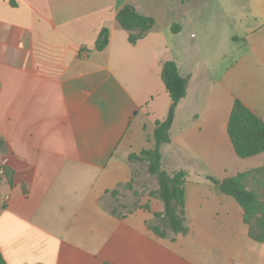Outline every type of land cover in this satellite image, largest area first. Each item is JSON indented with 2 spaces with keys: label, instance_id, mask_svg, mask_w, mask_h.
Masks as SVG:
<instances>
[{
  "label": "crops",
  "instance_id": "crops-1",
  "mask_svg": "<svg viewBox=\"0 0 264 264\" xmlns=\"http://www.w3.org/2000/svg\"><path fill=\"white\" fill-rule=\"evenodd\" d=\"M174 1L164 2L171 16L161 24L153 18L132 44L115 16L124 4L149 15L135 1L0 0L6 264H264V242L249 236L242 207L208 179L264 164V151L239 157L227 132L235 99L264 122V18L254 20L233 63L216 75L197 68L196 47H209L195 39L187 1ZM102 27L108 42L97 50ZM169 59L188 84L170 141L160 146L161 165L186 172L188 231L162 238L147 225L163 210L147 195L155 180L128 156L153 145L155 121L167 115L161 69ZM133 175L145 177L140 206L112 214L109 191Z\"/></svg>",
  "mask_w": 264,
  "mask_h": 264
},
{
  "label": "trees",
  "instance_id": "trees-1",
  "mask_svg": "<svg viewBox=\"0 0 264 264\" xmlns=\"http://www.w3.org/2000/svg\"><path fill=\"white\" fill-rule=\"evenodd\" d=\"M115 17L127 32L128 41L132 44L146 36L154 25L153 17L139 13L131 4L121 6ZM108 33L107 27L100 29L95 43L97 50L106 46ZM161 77L171 98L167 115L163 120L155 121L153 145L138 153L129 154L128 160L146 167L148 175L155 180L156 185L155 188L148 189L147 195L163 202L162 212L154 213L147 221L148 228L159 237L174 238L177 234L188 231L185 202L187 176L182 169L168 172L162 168L160 146L170 141V126L176 106L186 94L188 78L179 74L176 62L172 59L163 61ZM227 132L239 157L245 158L264 151V122L238 99L233 102ZM262 172H264V164L223 179L208 177L218 191L232 196L240 204L244 222L248 225L249 236L258 242H264V192L257 186L247 185L246 180ZM139 185L142 189L137 191L136 187ZM146 188V183L139 182L134 175L130 181L118 184L109 191L114 199L117 200L121 189L132 190L135 198L129 204H116L111 213L123 216L139 207V196L146 191ZM0 264H6L1 252Z\"/></svg>",
  "mask_w": 264,
  "mask_h": 264
},
{
  "label": "rangeland",
  "instance_id": "rangeland-1",
  "mask_svg": "<svg viewBox=\"0 0 264 264\" xmlns=\"http://www.w3.org/2000/svg\"><path fill=\"white\" fill-rule=\"evenodd\" d=\"M128 1L138 3L144 11L156 19L157 24H161L166 16L172 14L170 10L165 12L164 2L166 0ZM185 1L188 4L187 10L192 12L194 17L195 31L197 32L195 39H198L199 45L203 44L209 47L205 49L196 47L197 68L204 72L209 71L211 74L217 75L233 63L243 44L246 32L249 31L254 20L260 21L264 18V0ZM174 2L178 4V1ZM233 37L236 39H232ZM144 178V175H139L137 180L141 182L145 180ZM246 183L249 186H257L264 192V172L247 178ZM141 189V185L136 187L137 191ZM134 198L132 190L121 189L116 204H129Z\"/></svg>",
  "mask_w": 264,
  "mask_h": 264
}]
</instances>
